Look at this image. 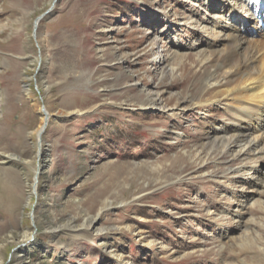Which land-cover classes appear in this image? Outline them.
Here are the masks:
<instances>
[{
	"label": "rangeland",
	"instance_id": "374dc122",
	"mask_svg": "<svg viewBox=\"0 0 264 264\" xmlns=\"http://www.w3.org/2000/svg\"><path fill=\"white\" fill-rule=\"evenodd\" d=\"M52 1L0 0V264H264L263 144L200 92L241 0Z\"/></svg>",
	"mask_w": 264,
	"mask_h": 264
},
{
	"label": "bare ground",
	"instance_id": "6f19581e",
	"mask_svg": "<svg viewBox=\"0 0 264 264\" xmlns=\"http://www.w3.org/2000/svg\"><path fill=\"white\" fill-rule=\"evenodd\" d=\"M240 2L243 3L241 7L233 8L228 5V8H224L225 11H232L235 16H239L245 10L247 15L249 13V17L256 19V21L248 22L244 19L242 23L234 24L230 30L224 33V39L227 40L226 47L222 52H214L211 55L208 63L212 69L209 70L200 85V92L209 91L214 87L217 89L214 90V92L217 91L216 94L220 92L218 89L229 90L222 96V99L216 97V99H219L217 100L219 104L223 100L230 101L229 105L233 107V115L236 116L233 122L238 130H234L229 135L230 143L227 144L225 150H229L228 147L234 145L240 148L239 156H244L245 152L251 153L260 150L262 144V147H264V41L247 36V32H256L264 25V0H241ZM222 28L225 29V27ZM217 74L221 76L220 80ZM229 85L233 86L232 90L227 87ZM200 99L191 98L188 106H202V103H195ZM150 107L153 108V106ZM156 108L162 109L160 106H156ZM244 165L238 169V172L249 175L250 170H247ZM40 166L39 164L35 170L34 185L31 189L32 195L36 194L37 177L42 172ZM262 185H264L263 181ZM29 242L22 243L16 248L21 251Z\"/></svg>",
	"mask_w": 264,
	"mask_h": 264
},
{
	"label": "water",
	"instance_id": "95a60500",
	"mask_svg": "<svg viewBox=\"0 0 264 264\" xmlns=\"http://www.w3.org/2000/svg\"><path fill=\"white\" fill-rule=\"evenodd\" d=\"M59 1H60V0H53V3H52V5H51L50 10H48L44 15H42L41 17H39V18L36 20V23H35V28H36V29H37V27H38L40 21L43 20L47 15H50V14L53 12V10L55 9V7H56V5L58 4ZM47 125H48V124H47ZM47 125L43 128L42 132L40 133V137H41L42 133L45 131V129L47 128ZM38 177H39V176H38ZM38 177H37V178H38Z\"/></svg>",
	"mask_w": 264,
	"mask_h": 264
}]
</instances>
